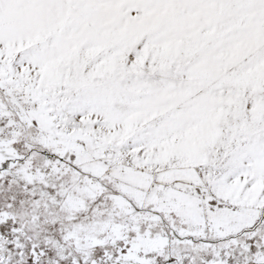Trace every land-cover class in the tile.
<instances>
[{
    "label": "snow or ice",
    "instance_id": "obj_1",
    "mask_svg": "<svg viewBox=\"0 0 264 264\" xmlns=\"http://www.w3.org/2000/svg\"><path fill=\"white\" fill-rule=\"evenodd\" d=\"M0 264H264V0H0Z\"/></svg>",
    "mask_w": 264,
    "mask_h": 264
}]
</instances>
